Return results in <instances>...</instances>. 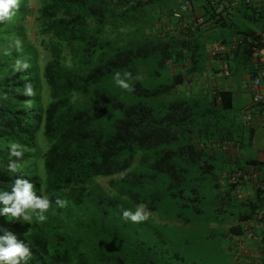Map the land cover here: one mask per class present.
Returning <instances> with one entry per match:
<instances>
[{
  "label": "trees",
  "instance_id": "obj_1",
  "mask_svg": "<svg viewBox=\"0 0 264 264\" xmlns=\"http://www.w3.org/2000/svg\"><path fill=\"white\" fill-rule=\"evenodd\" d=\"M154 1L19 0L14 15L0 20V190L27 179L50 201L43 223L31 210V223L0 215V235L11 233L30 247L28 264H206L201 257L215 249L218 261L209 264L250 258L241 252L239 221L264 205V187L250 186L236 172L257 170L264 183V160L237 151L244 147L241 136L232 138L236 156H228L232 147L224 142L232 133L207 130L214 124L206 117L232 107L230 89L215 87L202 105L176 87L195 80L197 35L204 30L235 26L234 38L215 42L240 41L234 60L247 65L246 36L262 27L264 6L240 2L228 10L214 4L221 0H190L189 10L180 12L179 0L173 6L163 1L151 22L168 14L189 26L149 38L136 25L154 6L138 10ZM195 7L203 22L192 26ZM240 19L253 26L238 28L234 20ZM122 21L134 28L109 37L127 25ZM137 31L133 39L125 35ZM172 46L179 49L175 59ZM146 61L166 65L168 83L157 81V68L143 69ZM116 72L133 78L127 80L132 91L116 85ZM218 147L224 164L216 161ZM13 162L14 173L8 169ZM99 178H108L106 186ZM141 204L158 220L123 218L124 210Z\"/></svg>",
  "mask_w": 264,
  "mask_h": 264
},
{
  "label": "rangeland",
  "instance_id": "obj_2",
  "mask_svg": "<svg viewBox=\"0 0 264 264\" xmlns=\"http://www.w3.org/2000/svg\"><path fill=\"white\" fill-rule=\"evenodd\" d=\"M163 1L168 2L170 0H156V1H154L155 4H152V5L149 4L146 6H142V9L140 8L138 10L140 12H145V11L148 12L151 9V7L153 8V6H154V11H152V13L148 12V14L150 13V15L145 14V15H142L140 18H138V24L136 25V27L139 25L141 28L143 27V31H144L143 36L147 35V37L151 38L152 37L151 35L158 36V34H161L163 32V30L160 29L162 27H165V25L162 26L163 21H159V19H156L158 22L155 20V24L153 22H151V21H153V19L158 17L156 10H158V8L161 7V4ZM177 1L178 0H171L172 6L174 4H176ZM30 5H31V7H33L35 9V3L34 2L33 3L31 2ZM140 12H139V14H140ZM28 19H29V22L31 24H34V13L29 15ZM234 21H235V24H237L238 28L245 27V25L249 24V22H247L246 19H240L239 23H237L238 20H234ZM122 22H124L127 25H125V26L121 25L117 29H113L112 31L108 32L109 37H114L115 35L119 36L120 33L123 34L124 32H126V30L129 31V29L134 28V25H132L133 23H131L130 21H122ZM249 25H251V24H249ZM29 27L31 28V26H29ZM108 28H110V27H108ZM235 30H236L235 26L228 27V28L220 26V27H216L214 29L204 30L203 32H201V34L197 35V36H199L198 42H199V44H201V46L199 47V52L197 55V62H196L197 66L199 68V71H195L197 74V75L196 74L195 75L197 77L194 76L195 80H193L190 83L191 85L189 84V80L188 81L186 80L185 81L186 84L183 83L184 85L182 88H181V86H178L177 90L180 93H177V94H180L182 96L192 95V97H190V99L196 98L198 100V102L202 105H206L209 103V101L211 99L210 93L206 90V88L200 87V85L198 83H196L195 81H198L200 79L202 80L203 77H205L204 72H206L208 69H211L209 67V63H211L212 67L215 68V66H213V65H215L216 63L214 61H212L208 56V49L210 48V44L212 42H215L216 39H219L221 37L222 38H234ZM35 31L36 30H33L31 28L29 30V35L31 37L37 38ZM139 34L140 33L137 31L136 33H129V34L126 33L125 35H127L129 39H133L134 37L139 36ZM120 42L124 43V40H121ZM178 47H179V45H178ZM169 50H170V54L172 55L171 59H175L173 54L175 53V51H178L179 49L172 46L169 48ZM205 55H206V57H205ZM146 62L148 63V65L144 66L143 69L153 70V69L157 68L158 70H160L162 72L161 77H160V75L157 76V78H158L157 81L162 82L163 84L168 83V82H164V70L167 69L166 65H165V67L164 66L161 67L163 69H159L160 66L157 67L156 64H154V63L151 64L150 61H146ZM243 67H244V64L241 63L240 58H236L235 61H232L233 73L231 76L226 77V76L222 75L221 73L215 72L216 76H213L212 78H210V81H212V83L216 87H218V88L219 87L220 88L221 87H227V88H230L232 90V92H233V103H232V107L229 110H221V111L214 113L215 116L221 117V118H219L220 121L218 120L216 123H214L213 121L217 117L216 118L213 116H209V118L206 117L207 120L210 119L209 122L211 124H214V125L209 126L207 128V130L213 131V132L215 130L216 133H221V132L232 133L231 139L230 138H228V139L232 140V138L234 137L235 142L240 139V136H241V138L244 139L242 132H246L244 125L241 123V118L239 115L241 110L247 105V102H248L246 89L244 88V84H243V80H244L243 77L245 76L243 73V70H244ZM168 70L169 71L171 70L170 66L168 67ZM137 77L142 78L143 76L141 73H139L137 75ZM132 79L133 78L130 77L128 79V81H130ZM154 81H156V80H154ZM193 91H194V93L190 94V92H193ZM167 99L170 100L171 98L167 97ZM186 99H189V98H186ZM247 136H248V133H246V137ZM248 141L249 140L247 138H245L243 140L244 147L248 144ZM230 145H231L230 147L234 146L233 143H231ZM244 147H239V149L243 150ZM236 152L237 151L232 147L231 150L227 151V154L231 155L232 157H235ZM221 153H222V148L218 147L216 150V161L219 164L220 163L224 164L225 158L221 155ZM98 180L101 184L106 186L108 178H99ZM205 188H207V187L205 186ZM148 217L151 219L158 220V216L155 213H149ZM252 248H253L252 246H249L247 248L246 255L250 252V250ZM216 251H217V249L211 251L210 253H212V255L210 257L208 255L202 256L201 258L203 259L204 263L209 264L210 261H213V263L218 261V259H215V260L213 259V258H216V254H215ZM256 253L257 252H255L254 255H256ZM203 254H204V251H202V255Z\"/></svg>",
  "mask_w": 264,
  "mask_h": 264
},
{
  "label": "clouds",
  "instance_id": "obj_3",
  "mask_svg": "<svg viewBox=\"0 0 264 264\" xmlns=\"http://www.w3.org/2000/svg\"><path fill=\"white\" fill-rule=\"evenodd\" d=\"M18 3H19V0H0V20L10 19L12 15H14V12L16 8L18 7ZM177 25L178 23H175V25L173 26H177ZM166 26L161 28L163 32L159 35L163 36L165 32L173 34V32L176 33L178 30H180V29H177L175 31H172L171 28L168 27V25ZM221 43L222 42H219V41L214 42V43H211L210 46L214 44H221ZM208 56L212 61L218 59L219 63H220V60L222 59V55L211 56L209 52H208ZM209 66H210V63H209ZM24 67H27V65L25 64ZM245 67H246L245 69L246 71H243L244 75L248 71L246 64H245ZM210 68L211 69L207 70V73H208V76L212 78L213 77V70H212L213 67H210ZM218 73H220V66L218 69ZM232 73H233V69H232ZM208 76L206 77V79H208ZM128 77H129L128 73H124L122 75L120 72H116L113 79L116 85L119 86L120 88L128 90V91H132L130 84L127 82ZM215 87L216 86L211 81L209 85L210 94L214 93ZM254 126H255V123L252 126H248V127L244 126V127L245 129H248L249 127H254ZM11 147L14 150V153L16 155L21 154L19 152H15L18 145L13 144L11 145ZM8 169L10 172H13V173L17 171L16 165L14 162L9 164ZM258 173L259 172L257 170H254L253 172L248 170V172H245L243 174H250L252 176V179L257 181L258 184H260L259 182L261 183L263 182L260 179H258ZM225 180L226 179H223V182ZM253 185L254 184H252L251 186ZM260 187H261V184H260ZM250 189L253 190L252 188ZM49 206H50V201L48 197L43 194L37 195V192L34 189L33 184L29 182V180L27 179L17 178L10 185V187L0 190V215H6L8 216L10 220L14 219V220L26 221V222L31 223L32 217L29 215V210H31L32 212L36 213V220L40 223H43L47 219L44 213L47 211ZM257 209L258 210L264 209V205L262 207H258ZM254 214L255 213L252 214L251 219H247L246 221H241V220L239 221V223H242L241 225L244 230V232L241 235V239L239 241L243 242L244 245L247 246V248L249 246L253 247L249 252L250 254L253 253V259L256 257L254 255L255 252H257L256 255L259 254L258 248H257V241L260 239V241L264 244V235H261V233L258 230H256L254 227L255 225L254 224L255 223ZM122 215L125 220H130L134 223H138V222H142L148 219L149 213L145 211L144 205L141 204L135 209V211L128 210V209L124 210ZM245 255H243V257ZM30 257H31V249L26 242L18 240L16 236L11 233L0 235V264H28V260L30 259ZM248 261H250V259ZM248 261L245 264H247ZM249 264H264V261L258 262V261L252 260V262H249Z\"/></svg>",
  "mask_w": 264,
  "mask_h": 264
},
{
  "label": "built area",
  "instance_id": "obj_4",
  "mask_svg": "<svg viewBox=\"0 0 264 264\" xmlns=\"http://www.w3.org/2000/svg\"><path fill=\"white\" fill-rule=\"evenodd\" d=\"M251 3L256 7H263L264 0H221L220 2H215L214 4L222 9L224 6L228 7V10H231L237 3ZM191 1L190 0H180L178 10L180 12H187L189 10ZM191 25L195 26L198 23H202L203 19L199 13H196L191 18ZM189 23L179 21L178 25L175 28L171 27L172 31L177 29L186 30ZM251 37L256 39L252 41ZM249 48L251 50L249 54V63L247 64V73L244 76L243 84L246 89V94L248 98L247 105L241 110L240 117L243 121L244 126H252L254 123L264 124V107H260L264 103V23L261 28H258L253 36H246ZM238 42H233L230 45L226 44H214L210 46L208 52L211 56L222 55L220 60V73L226 77L232 74V61L234 60V50L237 48ZM243 174L241 171L236 172V175L239 176ZM244 179L247 181V184H254L257 182L252 179L250 174H243ZM230 180L234 181L235 177L231 176ZM261 187H264V183H261ZM260 184L257 185L260 186ZM251 190V189H250ZM254 227L258 230L261 235H264V209L256 210L254 212ZM241 252L243 255L246 254L247 246L243 242L240 243ZM258 255L253 259V253L250 254L251 258L249 262L254 261H264V244L260 241H257Z\"/></svg>",
  "mask_w": 264,
  "mask_h": 264
},
{
  "label": "crops",
  "instance_id": "obj_5",
  "mask_svg": "<svg viewBox=\"0 0 264 264\" xmlns=\"http://www.w3.org/2000/svg\"><path fill=\"white\" fill-rule=\"evenodd\" d=\"M180 2V1H179ZM177 4V3H176ZM178 5V4H177ZM195 9V13L194 14H196V13H200V10L197 8V7H195L194 8ZM193 14V15H194ZM165 18H166V20H164L163 21V24H162V26L163 25H165V23L166 22H171L170 24H175L174 22V18H173V16H168V14H166V16H164ZM171 18H172V20H171ZM176 19V18H175ZM157 21V20H156ZM159 21H162L161 19H159ZM158 22V21H157ZM166 26V25H165ZM251 26H253V25H251ZM255 27V26H254ZM259 28V27H258ZM161 29V28H160ZM159 37H161V35H159ZM216 64L215 65H213V66H215V68H212V70H213V76H216L215 75V72H218V69H219V60L217 59V60H213ZM185 63H188V61H186ZM180 67V66H179ZM209 67H212V64L210 63V66ZM174 68H176V66H174ZM178 68V67H177ZM244 70L246 69V67H245V64H244ZM180 69V68H179ZM204 72V71H203ZM202 72V73H203ZM204 74H205V77H203V79L200 81V80H198V81H195L196 83H198L199 85H200V87H202V88H206V90L209 92V85H210V76H208V73H207V71H206V73L204 72ZM208 76V79H206V77ZM197 77V76H196ZM184 81H186V79H184ZM203 84H202V83ZM186 84V83H185ZM183 83L182 84H180V85H177V87L178 86H181V88L183 87ZM186 86V85H185ZM177 87H176V89H177ZM220 88V87H219ZM218 87H217V89H219ZM220 89H230V88H227V87H221ZM231 90V89H230ZM232 91V90H231ZM177 93H180L178 90H177ZM192 93H194V91L193 92H190V94H192ZM184 95V94H183ZM252 130H253V136L251 137V139L250 138H248V136L246 137V133H248V130L246 129V132H242V135L244 136V139L245 138H247L249 141H248V144L244 147V149L243 150H237V151H239V152H244V154L245 155H247V156H249V157H251V158H256V159H263L264 160V124H262V123H256L255 124V126L252 128ZM243 138H242V141L244 140ZM231 142H232V140H230V139H228L227 140V142H224V144L226 145V146H231L230 144H231ZM228 143V144H227ZM233 147V146H232ZM233 148H235V147H233ZM240 155V154H239ZM241 156V155H240ZM240 156H238L239 158H241Z\"/></svg>",
  "mask_w": 264,
  "mask_h": 264
}]
</instances>
